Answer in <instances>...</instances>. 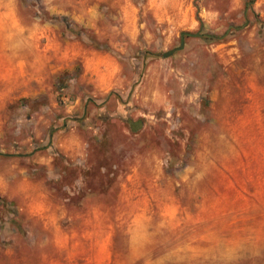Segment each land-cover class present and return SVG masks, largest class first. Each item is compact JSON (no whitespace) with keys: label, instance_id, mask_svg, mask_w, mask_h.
Wrapping results in <instances>:
<instances>
[{"label":"rangeland","instance_id":"374dc122","mask_svg":"<svg viewBox=\"0 0 264 264\" xmlns=\"http://www.w3.org/2000/svg\"><path fill=\"white\" fill-rule=\"evenodd\" d=\"M0 264H264V0H0Z\"/></svg>","mask_w":264,"mask_h":264},{"label":"crops","instance_id":"0c3cea01","mask_svg":"<svg viewBox=\"0 0 264 264\" xmlns=\"http://www.w3.org/2000/svg\"><path fill=\"white\" fill-rule=\"evenodd\" d=\"M93 58L99 59V64L91 65L89 64V54L83 55L81 49L78 52H75L73 54V59L78 58L79 56L82 58L83 62V76L86 77L89 73L91 74L90 81L96 86V89L101 92H108L110 91L115 85H122L123 78H121V68L119 67V64L112 58L107 56L106 54H103L102 52L93 49V52L91 53ZM67 54L65 53V56ZM67 57V56H66ZM108 60V66H101V61ZM69 64V63H68ZM72 68V67H71ZM68 65L67 67H62L60 72H65L67 69H71ZM83 121V119H81ZM85 122L88 121V118H85ZM76 137L75 135H73ZM77 140V138H76ZM83 145V142L80 141L78 144ZM87 144V143H86ZM83 148V147H82ZM86 151V150H85ZM75 156L78 157L79 155L81 158L84 157V151H75ZM87 155V154H86ZM83 159H81L82 161Z\"/></svg>","mask_w":264,"mask_h":264},{"label":"trees","instance_id":"16d2710c","mask_svg":"<svg viewBox=\"0 0 264 264\" xmlns=\"http://www.w3.org/2000/svg\"><path fill=\"white\" fill-rule=\"evenodd\" d=\"M124 121L128 124L129 130L132 133H138L143 128V119L135 120L131 115L128 114L126 117H124Z\"/></svg>","mask_w":264,"mask_h":264},{"label":"water","instance_id":"95a60500","mask_svg":"<svg viewBox=\"0 0 264 264\" xmlns=\"http://www.w3.org/2000/svg\"><path fill=\"white\" fill-rule=\"evenodd\" d=\"M187 34H188V33H186V32H183V33L181 34V44H180L179 47H176V48H174V49H171V50H169V51L164 52V53L162 54V56L165 57V58H167V57H170L171 55H173L176 51L182 50V49L185 47V38H186V35H187ZM194 35H197V34H194Z\"/></svg>","mask_w":264,"mask_h":264}]
</instances>
